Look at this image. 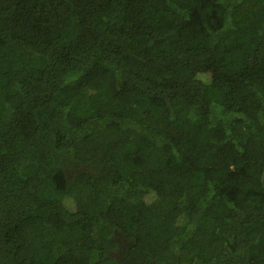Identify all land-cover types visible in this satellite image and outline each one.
Segmentation results:
<instances>
[{"label":"trees","instance_id":"obj_1","mask_svg":"<svg viewBox=\"0 0 264 264\" xmlns=\"http://www.w3.org/2000/svg\"><path fill=\"white\" fill-rule=\"evenodd\" d=\"M0 264H264V0H0Z\"/></svg>","mask_w":264,"mask_h":264}]
</instances>
